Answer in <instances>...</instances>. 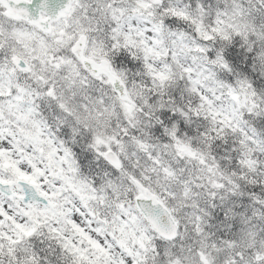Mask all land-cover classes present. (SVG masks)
Listing matches in <instances>:
<instances>
[{"label":"clouds","instance_id":"9594fccd","mask_svg":"<svg viewBox=\"0 0 264 264\" xmlns=\"http://www.w3.org/2000/svg\"><path fill=\"white\" fill-rule=\"evenodd\" d=\"M0 264H264V0H0Z\"/></svg>","mask_w":264,"mask_h":264}]
</instances>
